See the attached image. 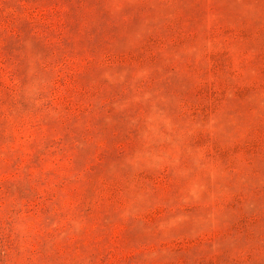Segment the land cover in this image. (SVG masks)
Instances as JSON below:
<instances>
[{"label":"rangeland","instance_id":"1","mask_svg":"<svg viewBox=\"0 0 264 264\" xmlns=\"http://www.w3.org/2000/svg\"><path fill=\"white\" fill-rule=\"evenodd\" d=\"M0 264H264V0H0Z\"/></svg>","mask_w":264,"mask_h":264}]
</instances>
